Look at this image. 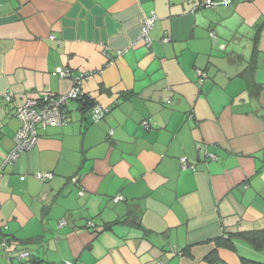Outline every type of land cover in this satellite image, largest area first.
<instances>
[{"label": "crops", "instance_id": "0c3cea01", "mask_svg": "<svg viewBox=\"0 0 264 264\" xmlns=\"http://www.w3.org/2000/svg\"><path fill=\"white\" fill-rule=\"evenodd\" d=\"M201 2L0 0V243L42 264H264V0ZM61 70L111 112L71 101L7 163L17 109L72 89Z\"/></svg>", "mask_w": 264, "mask_h": 264}, {"label": "built area", "instance_id": "2783aa9c", "mask_svg": "<svg viewBox=\"0 0 264 264\" xmlns=\"http://www.w3.org/2000/svg\"><path fill=\"white\" fill-rule=\"evenodd\" d=\"M233 1L236 0H202L201 6L206 9H214L219 5H230ZM156 20L157 17L151 15L145 18L142 26L141 40L145 42L148 48L152 45L149 33L154 27ZM165 42H167V40H165ZM59 75L62 79H71L73 81V87L67 94L61 96L48 94L39 99H30L22 107L17 109L16 116L21 122V127L14 139L15 149L7 159V163H15L21 155L37 147L40 128L46 130L49 127L63 126L66 121L64 108L69 102L77 100L83 95L82 85L88 79V75L82 74L74 76L69 70H61L59 71ZM197 75L201 78L207 77L206 73L201 71H197ZM4 99L10 103L13 100V96L11 93H7ZM110 111L111 109L109 107L96 104L91 109V119L94 123H99L105 119ZM143 126L148 128V122H144ZM112 134L113 132H111V135ZM211 158L216 159L214 156H211ZM181 166L183 170L189 168L186 158L181 159ZM40 177L42 179L52 178L51 175H42ZM80 195H83V193H80ZM120 201H123V197L115 198V203ZM64 225L65 223L62 222L61 226Z\"/></svg>", "mask_w": 264, "mask_h": 264}, {"label": "trees", "instance_id": "16d2710c", "mask_svg": "<svg viewBox=\"0 0 264 264\" xmlns=\"http://www.w3.org/2000/svg\"><path fill=\"white\" fill-rule=\"evenodd\" d=\"M82 94L83 95H81V97H79L77 100H73V101H78L83 105V108L88 109V110L90 109V115H91V109L96 104L93 102V100L91 98H89L87 95H85L83 93V91H82ZM91 121H92V119H91ZM92 123H94V122L92 121ZM81 193H83V192H81ZM62 222L65 223L64 226H61ZM66 224H67L66 221H61L59 227H61V228L65 227ZM87 226L89 228L94 227V225L91 222L87 223ZM259 237L260 236H258V238ZM258 238H254L253 242H255L259 245V243H263V242H260ZM262 238H264V235ZM263 241H264V239H263ZM0 247L2 248V251L5 255V257L9 261L10 264H27V263L28 264H42L44 262V260L41 257V252H40L41 250L35 254L31 250H29V248L27 249L25 247H20V245H18L17 243H12V239H10V240L6 239L3 243H0ZM39 253H40V255H39ZM66 264H72V263H66ZM246 264H258V263L248 261V262H246Z\"/></svg>", "mask_w": 264, "mask_h": 264}]
</instances>
